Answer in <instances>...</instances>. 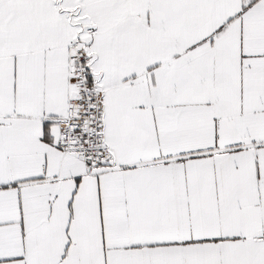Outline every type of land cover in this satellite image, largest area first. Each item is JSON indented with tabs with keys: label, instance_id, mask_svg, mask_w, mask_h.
<instances>
[{
	"label": "snow or ice",
	"instance_id": "snow-or-ice-1",
	"mask_svg": "<svg viewBox=\"0 0 264 264\" xmlns=\"http://www.w3.org/2000/svg\"><path fill=\"white\" fill-rule=\"evenodd\" d=\"M0 264H264V0H0Z\"/></svg>",
	"mask_w": 264,
	"mask_h": 264
}]
</instances>
